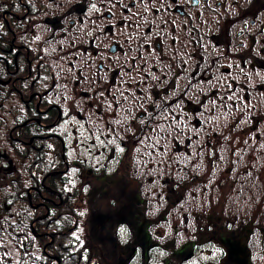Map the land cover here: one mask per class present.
Listing matches in <instances>:
<instances>
[{
    "label": "flooded vegetation",
    "instance_id": "af4514ba",
    "mask_svg": "<svg viewBox=\"0 0 264 264\" xmlns=\"http://www.w3.org/2000/svg\"><path fill=\"white\" fill-rule=\"evenodd\" d=\"M59 54L68 56L66 66L81 88L75 100L80 110L89 103V113L113 119L94 120L96 131L141 140L137 144L143 153L151 152L155 169L162 166L161 154L173 155L172 164L187 175L179 181L187 185V196L193 183L203 193L208 187L221 190L225 173L232 174L233 183L252 184V163L246 160L264 142V0H0V99L8 87L11 102L30 112L12 126V137L19 141L14 134L29 132L36 123L41 131H31L28 144L58 139L65 159V140L57 131L63 118L58 97L64 92L55 90L65 63L59 67L49 60ZM45 69L56 73L51 89L39 80ZM22 81L35 84L34 91L22 93ZM143 165L135 168L142 177ZM118 173L95 178L116 185ZM246 174L250 179L242 178ZM144 192L139 178L134 189L122 191L127 207L119 224L135 238L128 246L142 256L138 264H154L153 250L160 246L147 214L152 199L160 198ZM197 193L191 192L205 196ZM213 198L208 195L210 202ZM206 229L209 236L186 241L159 264H175L206 242L221 251L220 264H263L258 255L264 257V240L252 241V258L248 247L254 229L245 242L236 229Z\"/></svg>",
    "mask_w": 264,
    "mask_h": 264
},
{
    "label": "rangeland",
    "instance_id": "374dc122",
    "mask_svg": "<svg viewBox=\"0 0 264 264\" xmlns=\"http://www.w3.org/2000/svg\"><path fill=\"white\" fill-rule=\"evenodd\" d=\"M49 60L52 65L58 64L59 67L62 62L65 63L62 75L58 74L60 78L62 77L60 79L62 84L60 83V86L56 87L58 89H55L61 88L64 92V95L61 93L62 95L58 97L63 118L57 131L65 140L64 155L70 166V190L77 189L80 194L78 207L82 208V219L79 229L75 233L78 234L77 236H82L85 234V230L89 231V228L95 224L94 222H97L96 235L98 239L106 237L105 247L103 250L101 248L104 264H118L119 259L127 257L135 258L134 264H138L142 257L134 256L133 248L128 246V242L135 239L132 237L130 228L127 225L119 224L121 209L127 207V203L123 201L124 196L120 197V194H123L122 191L127 187L130 190L134 189L137 178L141 179L144 184L145 195H157L160 198L159 200H156V197L152 199L151 214H147V216L153 217L151 222H153L154 241L160 246L159 249L153 250L154 264H159V260L164 256H170L171 251L179 248L186 241H200V237L208 231L206 226L210 225L211 228L216 226L220 232H223L225 226L229 229H236L243 242L246 241L247 235L253 233L252 229H254L255 233L251 235L248 246L252 258V241L261 242L264 240V142L259 145L260 151L252 153L251 160H246V163H252V184L248 180L246 183H233L234 181L231 182L229 177L232 174L225 173L228 175L225 177L228 181L225 179L221 190H217L216 187L212 190L208 187V192L203 193L201 190L203 187L193 183L191 192H198L199 196L202 193L203 196L207 195V198L205 196L195 198L189 192L193 196L191 198L190 195H186L187 185L179 182L186 179L187 175L183 176L184 172L181 171L180 165L172 164L174 162H172L173 155L161 154L159 160L162 166L155 169L153 163L156 161H153L151 152L143 153L140 144H137L142 142L141 140L134 137L123 139L112 136L108 138L104 130L96 131L97 125H94V120L109 122L113 119L105 113V117H102V114L89 113V103L84 106L86 110H80L82 107L75 100L78 97L77 93L81 94L79 92L81 88L74 85L75 77L72 73L70 74V69L66 66L67 55L59 54ZM55 79L56 73L53 75L51 70L45 69L39 73V80L43 83L46 82L49 89L53 87ZM12 105L15 108L18 106V104L6 103L0 99V153H6L9 150L11 158L13 156L15 158L10 147V136L12 137V126L18 120ZM261 132L264 133V131ZM13 140L17 142L14 138ZM127 148L130 150L128 151ZM225 156V159L229 161V155L225 154ZM242 157L251 156L244 155ZM225 159L224 163H226ZM243 162L245 163V161ZM138 164H144L141 166L144 167L143 177L135 171ZM165 164L173 165L172 169L163 167ZM244 167L247 169V166ZM95 168H98L97 173L94 171ZM101 170L103 171L101 172ZM119 171L121 173L118 174L122 176L121 183L116 185H113L111 181L95 178L96 175L100 178L105 174L111 176ZM169 174L172 175L171 180L167 177ZM242 178L250 179V175L246 174ZM120 184L122 185L120 186ZM171 189H173L172 192ZM111 194L115 199L110 197ZM208 195L214 196V202L208 200ZM116 196H119L120 199L118 200ZM210 211L218 212V214H203ZM99 216L102 217L99 218ZM207 234L209 236V232ZM108 236L113 238L108 240ZM258 251L260 254L261 250L258 249ZM220 255L221 251L215 245L206 242L197 248L192 256L182 259L174 256L171 258L173 260L176 258L175 264H220L218 262ZM258 257L264 264V257L260 255Z\"/></svg>",
    "mask_w": 264,
    "mask_h": 264
},
{
    "label": "trees",
    "instance_id": "16d2710c",
    "mask_svg": "<svg viewBox=\"0 0 264 264\" xmlns=\"http://www.w3.org/2000/svg\"><path fill=\"white\" fill-rule=\"evenodd\" d=\"M35 86L19 83L27 94ZM3 89L2 101L11 102L9 88ZM31 109L37 115L36 107ZM14 113L17 120L30 114L22 105ZM25 131L15 134L17 142L10 136L15 158L9 150L0 153V264H104L106 237L98 239L93 227L82 236L75 233L82 219L80 194L70 190L61 141L28 144L31 131L38 134L41 127L35 123L33 130Z\"/></svg>",
    "mask_w": 264,
    "mask_h": 264
}]
</instances>
